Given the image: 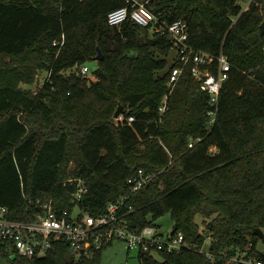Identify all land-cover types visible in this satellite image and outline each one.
I'll use <instances>...</instances> for the list:
<instances>
[{"label": "trees", "instance_id": "16d2710c", "mask_svg": "<svg viewBox=\"0 0 264 264\" xmlns=\"http://www.w3.org/2000/svg\"><path fill=\"white\" fill-rule=\"evenodd\" d=\"M247 1H149L160 21L187 23L190 45L231 63L210 126V96L192 63L169 87L179 63L168 64L167 33L133 21L108 24L126 0H0V206L14 220L31 219L29 201L72 210L81 180L89 192L80 206L97 215L128 195V180L143 169L158 175L126 201L125 224L140 233L170 213L191 248L160 259L140 252L139 264H230L200 251L207 236L197 215L213 218L217 255L240 249L264 261L254 233L264 231V0L242 12ZM62 35L60 49L53 42ZM85 64L96 65V81L74 71ZM41 70L36 93L20 86ZM120 105L124 122L115 119ZM0 249L8 264H101L102 249L77 260L65 240L31 259Z\"/></svg>", "mask_w": 264, "mask_h": 264}, {"label": "built area", "instance_id": "2783aa9c", "mask_svg": "<svg viewBox=\"0 0 264 264\" xmlns=\"http://www.w3.org/2000/svg\"><path fill=\"white\" fill-rule=\"evenodd\" d=\"M150 0H126V6L109 13L108 24L120 28L127 21H133L142 27H150L154 33H167L173 48L177 52L176 60L179 63L172 68L169 80L171 91L177 85L185 68L192 63V73L196 80L201 82V87L210 96L213 107L208 112L209 123H215L218 114V103L223 84L229 79L231 63L228 57L221 53L219 56L197 50L188 43V25L184 20L172 23L160 21L159 17L149 7ZM254 0L243 3L242 12L249 10ZM66 43L65 35L53 42L60 49ZM90 68L83 65L80 73L87 76ZM167 98L160 110L167 109ZM116 121L124 122L121 115ZM128 123L134 122V117L127 118ZM190 147H193L191 142ZM156 173H147L139 169L128 180L129 194L108 204L106 211L92 215L80 206L88 194V187L81 181L75 180L76 190L72 195L74 208L58 211L52 201H37L35 207L29 201L31 209L30 220H14L10 217L9 208L0 206V245L6 250L14 248L18 256L23 258L44 257L53 247L54 243L65 240L70 251L77 260L91 259L114 239L125 241L130 249L138 250L150 257L160 259L163 253L171 254L184 248H191L182 232L164 234L159 227L148 226L142 232L130 230L124 222L125 213L120 214L126 201L131 195L137 193L145 186L151 184L157 177ZM72 183V180L69 181ZM212 241L208 248L205 245L200 250L210 261L218 263L220 260L230 264H264V261L248 257L246 251L238 249L235 255H229L225 249L219 255L212 251Z\"/></svg>", "mask_w": 264, "mask_h": 264}, {"label": "rangeland", "instance_id": "374dc122", "mask_svg": "<svg viewBox=\"0 0 264 264\" xmlns=\"http://www.w3.org/2000/svg\"><path fill=\"white\" fill-rule=\"evenodd\" d=\"M177 57V52L173 49L169 56L167 57L168 64L171 66L174 62V59ZM8 61H10V58H8ZM89 66L90 72L87 75V77L91 78L92 80L96 81L95 76L92 73V70L96 68L95 64H85ZM74 71L80 72V68L74 69ZM71 72V71H70ZM46 78V72L43 70L38 71L34 79L31 83H24L21 82L20 86L23 89H26L27 91L31 93H36L43 85V82ZM213 151H215L213 149ZM213 218H206L204 219L201 215H197L195 217V221L198 223L200 231L207 236L206 239V249L210 245L211 241H213V236L208 229V225L210 222H212ZM156 224L160 228L161 232L164 234L170 233L175 225L174 219L170 213H167L163 217L159 218L156 221ZM258 250L260 252H264V243L263 241H260L258 244ZM140 251L138 248L130 249L129 245L120 239H114L112 243L106 245L102 249L101 253V264H139L138 256ZM0 263L1 264H8V259L4 255V253L0 249Z\"/></svg>", "mask_w": 264, "mask_h": 264}, {"label": "water", "instance_id": "95a60500", "mask_svg": "<svg viewBox=\"0 0 264 264\" xmlns=\"http://www.w3.org/2000/svg\"><path fill=\"white\" fill-rule=\"evenodd\" d=\"M261 35L264 36V20L261 24ZM103 59V54L101 52V50L98 48V55L96 56L95 60L96 61H101ZM124 112V108L122 105L119 106V108L117 109L116 113H115V119H119L121 117V115ZM175 233V229H173L170 233H169V237H171L173 234ZM255 235H257L261 241H263L264 243V231L261 228H256L254 231Z\"/></svg>", "mask_w": 264, "mask_h": 264}]
</instances>
